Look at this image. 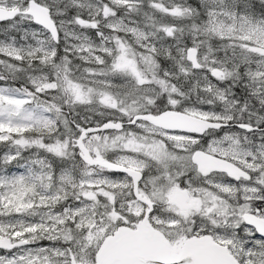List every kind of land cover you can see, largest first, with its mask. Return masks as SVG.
I'll use <instances>...</instances> for the list:
<instances>
[{"label": "snow or ice", "instance_id": "obj_1", "mask_svg": "<svg viewBox=\"0 0 264 264\" xmlns=\"http://www.w3.org/2000/svg\"><path fill=\"white\" fill-rule=\"evenodd\" d=\"M0 22V264H264V0Z\"/></svg>", "mask_w": 264, "mask_h": 264}, {"label": "rangeland", "instance_id": "obj_2", "mask_svg": "<svg viewBox=\"0 0 264 264\" xmlns=\"http://www.w3.org/2000/svg\"><path fill=\"white\" fill-rule=\"evenodd\" d=\"M5 26V24H0V28H3ZM0 39H3V36H0ZM3 151V149L2 148H0V152H2Z\"/></svg>", "mask_w": 264, "mask_h": 264}, {"label": "water", "instance_id": "obj_3", "mask_svg": "<svg viewBox=\"0 0 264 264\" xmlns=\"http://www.w3.org/2000/svg\"><path fill=\"white\" fill-rule=\"evenodd\" d=\"M0 23H2V22H0Z\"/></svg>", "mask_w": 264, "mask_h": 264}]
</instances>
